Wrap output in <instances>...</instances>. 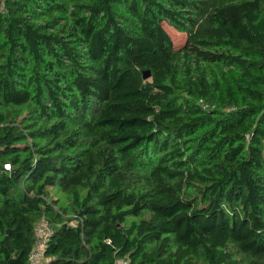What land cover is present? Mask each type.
I'll return each instance as SVG.
<instances>
[{
  "label": "trees",
  "instance_id": "16d2710c",
  "mask_svg": "<svg viewBox=\"0 0 264 264\" xmlns=\"http://www.w3.org/2000/svg\"><path fill=\"white\" fill-rule=\"evenodd\" d=\"M43 220V264H264V0H0V264Z\"/></svg>",
  "mask_w": 264,
  "mask_h": 264
},
{
  "label": "built area",
  "instance_id": "2783aa9c",
  "mask_svg": "<svg viewBox=\"0 0 264 264\" xmlns=\"http://www.w3.org/2000/svg\"><path fill=\"white\" fill-rule=\"evenodd\" d=\"M9 167V165H7ZM54 227L46 220L41 221L36 226V238L34 247L30 253L29 264H43L47 261L45 257V247L49 237L54 233ZM120 260L118 264H126Z\"/></svg>",
  "mask_w": 264,
  "mask_h": 264
},
{
  "label": "rangeland",
  "instance_id": "374dc122",
  "mask_svg": "<svg viewBox=\"0 0 264 264\" xmlns=\"http://www.w3.org/2000/svg\"><path fill=\"white\" fill-rule=\"evenodd\" d=\"M169 28V27H168ZM172 35L174 37L175 42L179 45L182 43L185 39V36L182 32L176 31L175 29H172ZM50 195L51 198L59 200L60 203L66 204L68 201V198L66 194L61 192L58 188L54 187L50 189Z\"/></svg>",
  "mask_w": 264,
  "mask_h": 264
},
{
  "label": "water",
  "instance_id": "95a60500",
  "mask_svg": "<svg viewBox=\"0 0 264 264\" xmlns=\"http://www.w3.org/2000/svg\"><path fill=\"white\" fill-rule=\"evenodd\" d=\"M151 76V73L149 71L144 72V78H149Z\"/></svg>",
  "mask_w": 264,
  "mask_h": 264
}]
</instances>
